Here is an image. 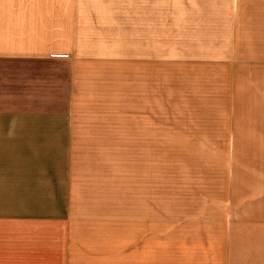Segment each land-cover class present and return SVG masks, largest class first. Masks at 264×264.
<instances>
[{
	"label": "crops",
	"instance_id": "crops-1",
	"mask_svg": "<svg viewBox=\"0 0 264 264\" xmlns=\"http://www.w3.org/2000/svg\"><path fill=\"white\" fill-rule=\"evenodd\" d=\"M242 1L0 0V264H141V202H113L141 146V67L264 66ZM244 76L221 78L227 97L253 80L262 103L264 74ZM224 129L252 147L250 194L202 219L201 264H264V121Z\"/></svg>",
	"mask_w": 264,
	"mask_h": 264
},
{
	"label": "rangeland",
	"instance_id": "rangeland-1",
	"mask_svg": "<svg viewBox=\"0 0 264 264\" xmlns=\"http://www.w3.org/2000/svg\"><path fill=\"white\" fill-rule=\"evenodd\" d=\"M240 7L264 23V0H243ZM230 71L255 79L264 66L141 67V146H128L127 197L113 194V202H128L129 216L141 202L132 228L141 238V264H201L202 219L217 217L220 203L234 205L250 194L242 191L250 190L252 147L228 145L224 127L264 121V100L253 97V80L233 82L237 98H228L229 83L221 78Z\"/></svg>",
	"mask_w": 264,
	"mask_h": 264
}]
</instances>
